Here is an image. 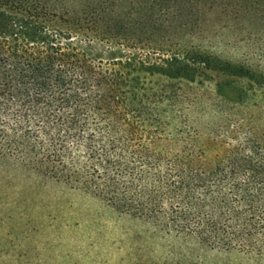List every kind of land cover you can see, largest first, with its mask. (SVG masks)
<instances>
[{
	"label": "trees",
	"instance_id": "1",
	"mask_svg": "<svg viewBox=\"0 0 264 264\" xmlns=\"http://www.w3.org/2000/svg\"><path fill=\"white\" fill-rule=\"evenodd\" d=\"M141 1L146 34L162 10ZM54 3L0 0V160L264 261V21L225 54L57 18ZM206 86L215 98H184Z\"/></svg>",
	"mask_w": 264,
	"mask_h": 264
},
{
	"label": "rangeland",
	"instance_id": "2",
	"mask_svg": "<svg viewBox=\"0 0 264 264\" xmlns=\"http://www.w3.org/2000/svg\"><path fill=\"white\" fill-rule=\"evenodd\" d=\"M101 3L107 12L94 13L93 9ZM140 3L141 0H57L52 10L57 18H77L87 25L97 23L101 28L114 20H129L131 33L127 35L131 40L182 46L193 43L225 54L233 53L230 46H224L226 43L247 40L251 34L248 21H264V0H164L163 3L157 0L155 11L160 8L162 11L151 15L154 28L142 34L136 12ZM130 10L131 16L127 18ZM261 28L264 30V25ZM104 31L100 29L98 33ZM184 98L215 97L212 87L206 86L186 95L184 92ZM188 116L194 119L202 115L194 110ZM0 264H264V261L243 252L201 246L184 235L121 214L81 190L0 160Z\"/></svg>",
	"mask_w": 264,
	"mask_h": 264
}]
</instances>
